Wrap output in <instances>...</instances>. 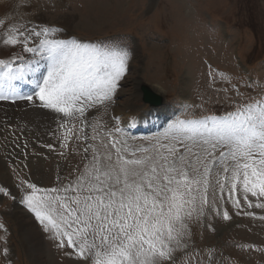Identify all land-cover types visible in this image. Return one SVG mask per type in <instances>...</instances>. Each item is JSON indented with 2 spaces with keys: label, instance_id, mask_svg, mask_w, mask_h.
I'll list each match as a JSON object with an SVG mask.
<instances>
[{
  "label": "rangeland",
  "instance_id": "rangeland-1",
  "mask_svg": "<svg viewBox=\"0 0 264 264\" xmlns=\"http://www.w3.org/2000/svg\"><path fill=\"white\" fill-rule=\"evenodd\" d=\"M4 2L10 3L0 12V20L6 22L0 29L16 21L46 24L60 30L59 39L122 47L128 61L113 99L86 109L84 119L77 114L62 121L38 100L10 99L14 109L0 108V188L4 189L0 192V264H84L76 248L68 246L67 237L61 246L55 229L48 225L46 230L47 221L41 223L28 209L23 200L31 191L27 183L37 186V196L70 199L75 193L64 189L75 185L90 164L93 149L107 142L108 133L127 141L130 150H147L137 156L149 155L158 145L175 143L176 133L169 127L174 121L224 116L237 103L264 96V0ZM9 55L0 52V57ZM38 59L34 78L46 74V60ZM139 79L165 100L163 109L156 108L158 113L151 118L153 109L141 102ZM33 81L25 85L31 94L36 90ZM166 109L169 112L162 116ZM37 115L44 117L32 120ZM127 119L145 125L147 130L142 131L146 132L115 131ZM179 139L182 143L175 147L180 154H186L187 146L188 159L196 153L203 158L201 145ZM222 150L218 147L215 155ZM223 175L222 167L212 169L214 182ZM230 187L229 183L221 199L219 184L213 183L209 200L214 195L215 203L204 215L194 214L186 221L185 235L174 251L175 264H264V208L256 207L264 198L249 193V207L238 187L231 194L240 201L237 208L229 198Z\"/></svg>",
  "mask_w": 264,
  "mask_h": 264
},
{
  "label": "snow or ice",
  "instance_id": "snow-or-ice-1",
  "mask_svg": "<svg viewBox=\"0 0 264 264\" xmlns=\"http://www.w3.org/2000/svg\"><path fill=\"white\" fill-rule=\"evenodd\" d=\"M5 23L0 20V25ZM59 31L31 21L10 22L0 29V52L11 53L0 57V101L38 100L68 121L77 114L84 119L86 109L113 99L127 71V50L59 39ZM39 57L46 60V74L34 78L32 94L21 96L14 82L34 77ZM169 127L176 133L175 143H182V137L201 145L203 158L196 153L188 159L191 149L184 146L186 154H180L175 143L137 156L147 150H130L127 141L108 133L75 185L64 189L75 193L70 199L37 196V186L27 183L31 191L24 203L41 223L47 221L46 230L48 225L55 229L61 246L67 237L84 264H175L186 221L204 215L215 203L214 195L209 200L213 183L219 184L221 199L230 183L229 198L237 208L240 201L231 194L238 187L249 207V193L264 198V96L249 97L224 116L177 120ZM218 147L224 150L217 156ZM215 167H222L224 175L214 182ZM256 207L264 208V202ZM224 218H229L227 211Z\"/></svg>",
  "mask_w": 264,
  "mask_h": 264
},
{
  "label": "bare ground",
  "instance_id": "bare-ground-1",
  "mask_svg": "<svg viewBox=\"0 0 264 264\" xmlns=\"http://www.w3.org/2000/svg\"><path fill=\"white\" fill-rule=\"evenodd\" d=\"M5 0H0V12H3V11H5L8 7H9V3H6V2H4ZM0 15H2V13L0 14ZM6 52V51H5ZM39 60V59H38ZM41 73V72H40ZM38 75V73L36 74V76ZM38 76H40V75H38ZM27 80H22V81H17L16 82V87H17V90H18V92H19V94L21 95V96H24V95H28L29 93H30V91H29V89H27L28 87H26L25 85H27ZM33 88L35 89V83H34V81H33ZM137 84H138V86H140V84H141V81H140V79L138 80V82H137ZM154 88V87H153ZM159 95H161L162 96V94H161V92H157ZM24 101V99H18L17 101ZM165 101V100H164ZM11 103H12V101L10 100L9 102H7V101H0V108L2 109V108H4V107H6L7 109H14V105H11ZM19 103V102H18ZM15 104V103H14ZM21 104V103H20ZM165 106V105H164ZM161 107V106H160ZM160 107H158L159 109L158 110H162L163 109V105H162V109L160 108ZM176 107V106H175ZM0 109V110H1ZM151 109H153L150 113H151V115H149L150 116V118L151 117H153V115H155V114H157L158 113V111H156V108H151ZM4 110V109H3ZM2 111V110H1ZM165 112V111H164ZM164 112H160L161 113V115L162 116H165L166 115V113H168L169 112V110H167L166 109V112H165V114H163ZM2 114V113H1ZM1 116V115H0ZM44 116L43 115H37V116H35V117H32V120H40V119H42ZM125 132L126 131H128V132H137V131H142V130H147L146 129V126L145 125H142V124H131V125H129V126H127V127H125ZM155 129V128H154ZM1 163V162H0ZM3 163V162H2ZM2 167V166H1ZM0 167V168H1ZM82 168V167H81Z\"/></svg>",
  "mask_w": 264,
  "mask_h": 264
},
{
  "label": "water",
  "instance_id": "water-1",
  "mask_svg": "<svg viewBox=\"0 0 264 264\" xmlns=\"http://www.w3.org/2000/svg\"><path fill=\"white\" fill-rule=\"evenodd\" d=\"M140 89L142 91V101L150 106H158L163 103V96L159 95L154 89L148 85L141 84Z\"/></svg>",
  "mask_w": 264,
  "mask_h": 264
}]
</instances>
